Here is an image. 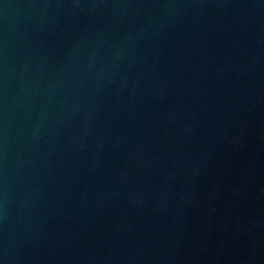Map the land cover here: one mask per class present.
<instances>
[{
	"label": "water",
	"instance_id": "1",
	"mask_svg": "<svg viewBox=\"0 0 264 264\" xmlns=\"http://www.w3.org/2000/svg\"><path fill=\"white\" fill-rule=\"evenodd\" d=\"M0 264H264V0H0Z\"/></svg>",
	"mask_w": 264,
	"mask_h": 264
}]
</instances>
